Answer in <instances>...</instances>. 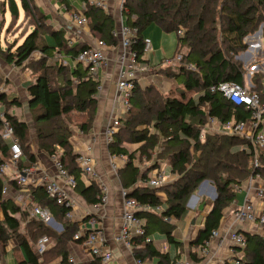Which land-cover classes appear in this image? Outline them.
Wrapping results in <instances>:
<instances>
[{
    "label": "trees",
    "instance_id": "trees-1",
    "mask_svg": "<svg viewBox=\"0 0 264 264\" xmlns=\"http://www.w3.org/2000/svg\"><path fill=\"white\" fill-rule=\"evenodd\" d=\"M82 2V11L92 35L104 40L108 46L118 45L119 40L113 34L117 26L114 16L86 0ZM4 3L11 13L10 24H18L20 3L27 24L34 26L32 31L25 34L22 43L0 48V56L15 66L22 67L30 63L29 67L36 74L27 91L38 151L49 156L58 154L69 174L76 180L75 193L88 205L100 204L105 195L104 188L93 178L88 184L85 182L79 154L72 144L74 129L88 133L98 110L100 81L97 74L75 61L88 44L79 42L70 45L65 29H53L34 0H5ZM123 14L126 24L138 30L133 50L142 64H146L143 57L145 33L152 25L160 26L168 33L176 32L178 43L174 55L183 53L176 70L165 72L183 87L178 96H164L155 85L144 88L136 81L128 115L122 119L114 141L108 145L110 154L127 156L128 161L119 169L118 175L128 196L142 205L159 208L158 211L144 209L138 212L145 219L147 236L163 234L167 244L179 251L172 257L169 250H160L154 241L146 242L144 238H137L133 250L135 258L154 261L152 264H177L183 242L174 234L176 223L173 221H180L187 214V200L204 180L214 185L217 198L197 236L189 243L191 248L203 246L212 231L221 227L225 210L237 198L236 186H241L254 173H260L264 181V153L260 155L256 167L253 153L245 149V139L224 134H208L204 140L200 139L207 112L223 122L245 120L250 116L248 109L230 103L220 91H213L211 87L223 81L246 83V67L236 61L234 55L247 49L245 38L264 23V0H124ZM180 28L184 30L182 35L178 34ZM44 33L51 36L55 44L47 43L39 47L38 38ZM184 48H187L186 52ZM37 50L42 56L34 63L28 62ZM59 53L74 64H64ZM187 64L193 68H187ZM262 79L263 72L255 73L256 90H260ZM0 101L6 107V117L13 126L23 152L19 167H29L37 160L31 141V127L10 113L11 106L19 103L18 99L10 102L6 94L2 93ZM131 144L137 147L130 150ZM59 149L62 151L59 152ZM0 150L2 160H8L9 148L2 140ZM155 152L156 159L165 162L175 178L167 185L149 187L146 182L160 164L156 161L142 170L136 161L143 156L153 159ZM9 183L17 185L16 180H10ZM3 185L0 179V194ZM21 187L31 192L32 201L29 205L24 206L12 198L2 200V255L14 239L17 244L15 249H21L24 254L17 264H43L54 259H59L60 264H73L69 260V243L76 241L82 245L85 236L74 237L79 227L77 222L66 218L68 207L50 198L42 186L19 185ZM159 192L165 194V199L160 197ZM35 205L49 208L63 229L56 231L40 218L31 216L29 208ZM88 218L86 216L85 220ZM23 222L25 231L21 230ZM262 226L264 228V223ZM244 234L247 246L241 264H264V235L257 232ZM43 236L49 237L52 244L40 254L36 244ZM190 256L196 262L203 259L195 250H191ZM89 264L103 263L100 258H95Z\"/></svg>",
    "mask_w": 264,
    "mask_h": 264
},
{
    "label": "built area",
    "instance_id": "built-area-1",
    "mask_svg": "<svg viewBox=\"0 0 264 264\" xmlns=\"http://www.w3.org/2000/svg\"><path fill=\"white\" fill-rule=\"evenodd\" d=\"M86 1L91 5L103 8L107 12L110 11L109 0ZM120 9L121 15L119 25L113 30V34L119 40L116 46H108L104 40L95 38L92 35L87 18L82 10H70L67 22L61 27L66 31V36L70 45L79 42H87L88 47L81 51L75 61L89 67L92 72L97 74L98 79L100 70L106 64L105 51L107 47H116L117 49V61L120 65V70L118 72L115 97L118 102H120L122 117L113 116L106 125L105 136L108 145L114 141L115 134L122 125V119L128 115L130 98L135 87V82L139 80V73L149 70V67L142 64L138 59L136 51L133 50V45L137 41L138 30L124 23V0L120 1ZM183 32V28L178 30V34L180 35H182ZM143 42L145 54L152 49V40L149 36L145 35ZM259 45L260 43L258 42L257 46ZM243 55L246 56V53H243ZM63 56L64 55L60 53V58L63 63L69 64L67 59ZM182 57L183 53L179 52L166 61L170 64H179ZM256 61V58L252 60V62ZM248 64L245 65L246 69L249 70L248 73L245 74V84L223 81L216 86H212L211 90L220 91L230 103L248 109L250 112L249 118L235 122H223L207 112V120L201 129L200 139L204 140L208 134H224L245 139L247 142L245 144V149L253 153L255 157L253 164L258 167L259 157L264 153V79L259 83L260 90H256L254 88L256 86L254 75L258 72L264 73V71L259 67L261 64L255 63L251 68L247 67ZM186 66L187 68H193L191 64H187ZM1 104L0 102V121L2 123L0 127V140L8 145L10 158L8 160H2L3 155L0 150V179L4 182L0 200L12 198L14 201H21L19 202L20 204L27 206L32 201L31 192L27 190V188H19V185L27 186L32 184L44 187L50 198L54 199L58 204L68 207V210L65 212L66 218L77 222L79 227L74 237L79 238L85 236L82 245L92 255L93 259L100 258L103 264H117L115 262L114 253L106 242L100 218L90 211H87L83 216H76L75 209L79 206V203L77 202V198L71 194V192H75L74 187L76 185V180L69 174L63 162L59 159L58 154H54L51 158L58 175L66 180L68 188L59 185L49 173L37 172L36 162L23 169L19 167V159L22 158L23 152L14 134L13 126L6 117V109ZM61 151L62 149H59V152ZM153 156L152 164L158 161L160 165L152 171L146 185L149 187H160L171 183L175 175L167 170L165 162L156 159V152ZM78 160L84 175L90 179L94 178V157L90 146L85 153L79 154ZM127 161V156L124 154H111L110 164L112 170L118 174L119 169L123 168ZM10 180H16L18 187L17 185H11L9 183ZM208 184L211 186L210 183ZM203 186L204 185H199V189ZM245 190L246 194L243 203L238 204V200H234V208L231 212L233 215L232 222L223 230H221V227L214 229L209 239L200 247L201 253L205 257L202 264H241L244 259L245 248L247 246V238L244 232L256 231V229H254V224L259 223V225H262L264 223V203L262 206L256 203L257 201L264 202V181L260 173H254L250 176ZM25 191L26 194L23 195L22 192ZM123 196L124 211L122 215V224L115 240L117 242H122L133 252L136 247L135 242L137 238H144L146 242L153 241V237L147 236L145 219L140 217L138 212L144 209L158 211L159 208H154L151 205H142L135 198L128 196V191L126 189L123 190ZM190 198L191 200L188 205H191L197 197L191 195ZM106 200L107 196L104 195L102 203ZM29 211L31 216L40 218L56 231H61L63 229V225L53 217L49 208L35 205L29 208ZM86 216L89 218L85 220ZM243 226L247 227L243 229ZM217 239H220L221 242L227 240L228 246L226 254L216 262L214 259L215 253L212 255V248ZM51 244L52 241L49 237L43 236L39 238L36 244L38 253L41 254L46 251ZM135 259L136 264H151L140 258ZM69 260L71 262L74 261L72 257H70Z\"/></svg>",
    "mask_w": 264,
    "mask_h": 264
},
{
    "label": "crops",
    "instance_id": "crops-1",
    "mask_svg": "<svg viewBox=\"0 0 264 264\" xmlns=\"http://www.w3.org/2000/svg\"><path fill=\"white\" fill-rule=\"evenodd\" d=\"M4 1L5 0H0V32L4 23L6 22L5 13L8 9V5H4ZM120 1L121 0H109L110 11L108 13L114 16L117 25H119L121 15ZM34 3L38 7V9L44 15L47 16V22L48 24L53 25V29H58L65 25L70 10H74L77 8H79L78 10H82L83 6L82 0H34ZM21 22L27 23L25 19L24 10H22V14L20 11V18L18 24H20ZM33 28V25H29V29L26 30V32H23L22 30L18 29L17 31H15V34L18 33L19 37H15L12 42L6 40L5 48H3L0 43V48L6 49L11 44L18 45L22 43L25 34L32 31ZM154 32L155 31H153L152 37L151 35L145 33V35L149 36L152 40V49L149 52L145 53L143 56L146 59L145 65L149 67V70L146 72L139 73L138 81L140 83L145 81L146 77L151 72L152 67L158 66L163 61H165L161 60L159 62L152 63L155 62L156 59H158V57L160 56V50L166 51V46L163 42L158 46L159 32ZM258 42L250 47L251 52H249L245 56L244 61L246 63L250 58L252 62L254 58H259V56H261L260 54L264 53V50L262 51L261 48H258V46H256L258 45ZM47 43L55 44L53 38L47 33H44L38 38L37 45L39 47H42ZM254 49L257 50L255 56H253L252 54ZM183 50L186 52L187 48H184ZM35 52L41 53L38 50ZM105 54L106 64L99 72L100 86L97 97L98 110L93 127L88 133H81L78 132V130H75L72 137V144L74 146L75 152H77L78 154L85 153L87 148L89 146L91 147V152L94 157L95 169V176L93 179H95L98 183L103 186L105 195L107 196V200L100 205H88L79 194L75 192H71V194L75 196V198H77V202L79 203V206L75 209L76 216H83L87 211H90L91 213L97 215L100 218L106 242L109 248L114 253L115 262L117 264H136V259L132 250L122 242H117L115 240V237L119 233L122 224V215L124 211V188L122 187L121 182L119 180V175L112 170L110 164L111 154L108 148V143L106 142L105 127L111 117H122L120 102H118L117 98L115 97L120 65L117 61L116 47H107ZM58 55L60 56V53ZM63 57L67 59L70 65L74 64L73 61L70 60L68 57ZM259 67L261 70L264 71V64H261ZM33 81L34 79L31 78L29 74L23 72L22 67L7 63L0 56V94L5 93L7 96V100L10 102H14L16 99H18L19 103H15L11 106L10 113L16 115L19 119L26 121L30 127L33 126V118L29 109V93L27 91V87ZM1 105L4 106V108L6 109L3 103ZM32 143L34 147V152L37 154V160L35 163L36 171L49 173L59 185L68 188L66 185V180L58 175L51 156L38 151V145L36 144L37 138L33 131ZM167 170L170 172V169L168 167ZM84 180L87 184L90 182L89 177L85 176ZM246 186V183H243L241 186L236 187L239 191L244 190ZM22 194L25 195L26 191L22 192ZM161 194L164 193L159 192V195L162 199H165V194L164 197H162ZM209 196L212 197L210 193L198 196L194 200V202L191 203V205H187L188 212L185 217L182 218V220L180 221H173L174 223H176L174 234L178 240L183 242V250L181 252V256L176 260L177 264H202L205 260V257L201 253V249L194 247L191 248L189 246V243L192 239L197 236L199 229L203 226L205 216L209 213L213 206L212 204V206L208 209V203H206V198ZM244 199L245 195L243 198H236L235 200H238V204H241L244 202ZM256 203L259 204V206H262L264 202L257 201ZM201 204H204L203 210L199 209ZM233 208L234 201L225 210V214L221 223V230H223L232 222L233 215L231 212ZM3 218L4 214L2 210V201L0 200V220H3ZM182 224H184V226ZM254 226V229H256V231L253 232H258L257 230H259V227L257 226V224H254ZM246 227L247 226H243L242 228L245 229ZM156 235H164L159 233L153 235V241L157 248L163 251L169 250L171 252V256L175 257L179 251L176 248L170 247L167 244L165 236L164 239L161 240V242H155L154 239ZM227 246V240L221 242L220 239H217L214 242L212 248V255L215 253L214 259L216 262L219 261L220 258H222L226 254ZM13 247V243H10L6 247L3 255L0 250V264H17L19 260L24 258L22 250L15 249ZM191 250H195L198 255L203 256L204 259L199 262L194 261L190 256ZM69 252L70 257L74 259V261H72L73 264H89L93 260L92 255L83 247V245L77 243L76 241H71L69 243ZM150 263L152 264L154 263V261ZM43 264H60V260L54 259L49 263Z\"/></svg>",
    "mask_w": 264,
    "mask_h": 264
},
{
    "label": "rangeland",
    "instance_id": "rangeland-1",
    "mask_svg": "<svg viewBox=\"0 0 264 264\" xmlns=\"http://www.w3.org/2000/svg\"><path fill=\"white\" fill-rule=\"evenodd\" d=\"M19 7H20L21 14H22V10L23 9H22L20 3H19ZM77 9H79V8H77ZM5 16H6V22L4 23V25L2 27V30L0 32L1 33L0 34V43H1V45H2L3 48L6 47V40L9 41V42H12L15 39V37H19V34L18 33L15 34V31H17L19 29V30H22L23 32H25L26 30L29 29L28 24L27 23H24V22H21L20 24H10V22H11V14H10L9 8L6 11ZM124 19H125V23H126V16L125 15H124ZM262 24L264 26V23H262ZM262 24L259 25V27L257 28V30L260 29V26ZM153 31L159 32L158 46L163 42L165 44V46H166V51L160 50V56L158 57V59H156L155 62H152V63H156V62H159L161 60H165V61H163L158 66L152 67L151 68V72L148 74V76L146 77L145 81L142 82L141 84H142V86L144 88L146 86H148V85H155L164 96H170V97L178 96L179 91L182 90L183 87L181 85L177 84L176 81L173 78L165 75V72H167V71H175L176 70V64H170V63H168L166 61L168 58L173 57V55L175 54V51H176V48H177V35H176V32H170V33H168V32H165L160 26L152 25V26H150L147 29L146 34H149L152 37ZM255 32L249 34L245 38V41H246V40L249 39V36L252 35L250 37V39H249V45H247V49L244 50V51H241L240 53H238L236 55H234V59L236 61H239L244 66V68L246 67L245 65L247 63H252V64H248L247 67H249V68H251L252 65H254L255 63L256 64H262V63H264V53H261L260 54L261 56H259V58H256V60H257L256 62H251V58L247 61V63L244 61L245 60V56L243 55V53L245 51L251 52L250 51L251 50L250 47L252 45H255V43H257L258 41L260 43V45L258 46V48H261L262 51L264 50L263 49L264 44H263V41H262L264 39V36H263V34H262V36H259V35L255 34ZM256 46H255V48H256ZM256 51H257L256 49L253 50V52H252L253 56H255ZM237 55H240L241 56V59H238L236 57ZM41 56H42L41 53L35 52L32 55V57L29 59L28 62H33L34 63V61L37 60V59H39ZM58 58H59V56H58ZM29 65H30V63H27L26 65L22 66V70L26 74H29L30 77L35 80L36 74L29 67ZM248 71L249 70L246 69L245 72L248 73ZM75 128H77V127H75ZM32 131L35 133L34 126H31V141H32ZM74 132H75V129H74ZM136 147H137L136 144H131L130 147H129V149L130 150H133ZM136 163L140 166V168L142 170H145L147 167H149L152 164V159H148L146 156H143L142 158H140V160L137 159ZM245 183L247 185L248 184V180L245 181L244 184ZM210 184L212 185L211 182H210ZM257 185H258V183H257ZM199 190H200V192H199ZM207 193H210L212 195V187L209 184L204 185L200 189L198 187L197 190L192 195H195L196 197H198V196H201V195H205ZM245 194H246V190L245 189L244 190H239L237 192V198H239V199L240 198H243ZM161 196L164 197V194H161ZM190 197L188 198L186 205L189 204V202L191 200ZM206 199H207V202L206 203H208L207 206H208V209H209L212 206V204H213V198L211 196H209ZM19 202H21V201H19ZM256 224L259 227V230H257L258 231L257 233H260V234L264 235V228H263V226L261 224L259 225V223H256ZM182 225L184 226V224H182ZM21 230L22 231H25L26 230L25 223L24 222L21 225ZM190 235H192V234H190ZM163 239H164V236H162V235H156L154 240H155V242L159 243ZM11 243H13V245H14L13 248H16V245L17 244H16V241H14V239L11 240Z\"/></svg>",
    "mask_w": 264,
    "mask_h": 264
},
{
    "label": "water",
    "instance_id": "water-1",
    "mask_svg": "<svg viewBox=\"0 0 264 264\" xmlns=\"http://www.w3.org/2000/svg\"><path fill=\"white\" fill-rule=\"evenodd\" d=\"M255 34H257L259 36H261L263 34V24L260 26V29L255 32ZM251 36L252 35L249 36V39H250ZM249 39L245 41V43L247 45H249ZM263 44H264V39H263ZM244 53L248 54L249 52L248 51H245ZM236 57L238 59H241V56L240 55H237ZM208 183H210L209 180H204L200 185L202 186V185H205V184H208ZM211 187H212V198H213V202H214L216 200V198H217V194H216V189H215L214 185H211ZM199 209L200 210H203L204 209V204H201Z\"/></svg>",
    "mask_w": 264,
    "mask_h": 264
}]
</instances>
